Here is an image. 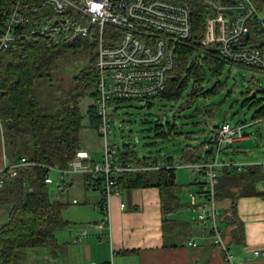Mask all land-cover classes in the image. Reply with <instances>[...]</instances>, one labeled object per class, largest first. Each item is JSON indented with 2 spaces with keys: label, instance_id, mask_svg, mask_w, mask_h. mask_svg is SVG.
Returning <instances> with one entry per match:
<instances>
[{
  "label": "built area",
  "instance_id": "built-area-1",
  "mask_svg": "<svg viewBox=\"0 0 264 264\" xmlns=\"http://www.w3.org/2000/svg\"><path fill=\"white\" fill-rule=\"evenodd\" d=\"M193 1L196 0H0V58L39 41L57 46L79 40L94 48L96 104L102 119L99 135L104 143L101 162L93 161L85 149L78 150L77 157L63 168L34 162L26 155L10 162L0 115L4 143L0 185L3 187L9 178L18 177L22 168L35 166L45 169L44 183L55 186L58 193L67 189L70 176L92 175L93 179H99L103 175L105 219L99 224L102 228L109 224L110 199L123 195L120 174L190 167L201 176L199 182L197 179L200 191L191 194L194 218L207 227L224 250L225 259L233 263V254L225 243L218 218L215 189L221 169L242 171L248 166L247 162L222 158L226 146L244 137L247 124L225 121L213 128L208 148L214 149V155L208 161L188 164L149 160L146 165L138 166L117 162L118 152L111 138L109 107L113 102L152 100L168 88L172 71L179 67L183 44L194 38ZM201 1L217 8L210 16L203 43H216L226 60L264 71V0H227L224 5V0ZM74 203L78 201L75 199ZM121 206L125 207V203ZM95 226L83 227L76 241L81 242Z\"/></svg>",
  "mask_w": 264,
  "mask_h": 264
},
{
  "label": "trees",
  "instance_id": "trees-1",
  "mask_svg": "<svg viewBox=\"0 0 264 264\" xmlns=\"http://www.w3.org/2000/svg\"><path fill=\"white\" fill-rule=\"evenodd\" d=\"M195 2L198 3L193 17L194 38L183 44L181 49L183 60L181 59L179 67L172 71L168 88L159 94V98L162 97L171 102L174 100L175 103L181 102V104L185 102L187 106L194 104L196 99L193 96L197 97L203 93L202 83L208 71H211L212 76L219 77L225 72L227 65H242L226 60L216 43L212 45L203 43L205 19L213 7H209L201 0ZM88 45L79 40L60 43L57 46H50L46 41H39L31 43L28 47L25 46L22 50L10 51L2 55L0 58V115L3 119L6 143L12 155H18L22 146L24 148L22 154L34 162L60 168L67 167L69 162L77 157V151L84 149L83 130L91 127L99 133L102 119L96 104L97 89L88 92L87 98L89 97L90 101L86 108L82 102L85 95L81 93V89L86 92L94 84L97 87L96 57L91 58L90 69L79 77L80 87L70 90L71 92L63 90L66 88L63 85L60 87L54 85L52 78L48 80L53 72L58 71L60 61L70 60L75 51L89 47ZM13 60L14 64H12ZM191 80L196 83L193 86V94L192 97L188 96L185 99L184 95ZM224 85L220 82L216 87L221 90ZM60 91L64 94L60 97H64L65 101L63 100L58 107L55 95ZM255 97H246L248 99L244 104L249 103L252 107L258 100H262H254ZM201 112L202 110L197 109V115ZM208 113L210 116L213 115ZM176 115L173 121L169 119L164 121L162 117H159V124L155 131L157 138L164 143L174 139L175 136L179 137L182 147L156 154L151 152L141 154L133 146L124 142L118 147L117 162L143 166L154 158L157 161L165 159L167 163L175 164L179 162L176 161L177 154L180 155V161L183 164L210 160L215 152L214 149L208 148L210 135L201 137L198 132L197 135L195 132H179L182 127L175 121ZM253 118L255 119L253 122L264 120V106L254 114ZM216 127L217 123L214 128ZM202 131L205 132V129ZM20 138H22V144L18 141ZM231 146H226L223 153H227ZM44 174L45 169L39 166L22 168L18 177L9 178L5 184L6 187L0 189L1 196L2 192L6 191V195L0 197L4 200V202L0 201V206L10 207L9 218L0 228V264H20L22 255L30 249L46 247L55 251L59 246L56 233L70 226V221L64 218L67 207L63 199L65 193H58L55 186L46 185ZM84 178L92 185H99V188L105 181L103 175L99 179H93L92 175H84ZM118 180L132 187L157 184L165 188L177 185L176 169L124 172L120 174ZM263 182L264 163L248 165L242 171L225 167L221 169L215 189L217 200L222 197L234 199L231 209L234 216L237 209L236 200L239 197L264 196V190L259 188ZM195 183L198 184L197 180ZM103 203L102 199V207ZM195 220L198 222V219Z\"/></svg>",
  "mask_w": 264,
  "mask_h": 264
},
{
  "label": "crops",
  "instance_id": "crops-1",
  "mask_svg": "<svg viewBox=\"0 0 264 264\" xmlns=\"http://www.w3.org/2000/svg\"><path fill=\"white\" fill-rule=\"evenodd\" d=\"M261 122H252L250 126ZM254 133L259 134L258 131L251 133L245 129L244 137L237 140L226 151L227 153H223L222 158L229 160L231 153L242 156L248 154L246 142L255 140ZM0 137H2L1 131ZM1 140L0 168L4 164ZM4 143L10 162L21 158L17 154L9 155L10 148L5 140ZM84 149L87 150L85 147ZM91 155L93 161L100 162L92 153ZM150 160L157 161L154 158ZM176 161L183 164L179 154L176 156ZM242 161V163L247 162L248 165H257L264 163V158L242 159ZM78 175L68 178L70 189L62 193H65L63 199L69 197L70 190L78 186L76 177L78 176L79 179L81 177L80 181L86 195L85 204L91 203L98 213L93 221L84 226L89 224L96 226L82 238L81 242H77L73 228H77L78 225H73L69 220L70 226L56 233L59 246L55 251L46 247L30 249L22 255L20 264H104L111 260L113 264H264V196L262 195L239 197L236 200L237 209L234 216L231 211L234 199L222 197L217 200L218 218L224 240L233 254L234 261L231 263L225 259L224 250L207 227L195 220L190 203L186 204L189 220L174 217V210L183 206L178 196L170 192L174 187L164 188L157 184L132 187L121 183L123 195H116L110 199L109 224L100 228L99 224L105 219L102 209L103 187L92 185L85 181L84 175ZM195 182L196 179L192 184H196ZM5 187L6 185L3 187L0 185V189ZM259 188L264 190V182ZM92 191L97 192L93 201L88 195ZM169 195L170 199L167 200ZM75 199L78 203H74ZM67 200L73 205L80 204L78 197ZM122 202L125 203V207L121 206ZM2 207L4 209L0 213V225L6 223L9 218L7 213L9 207ZM66 219L68 220L67 217ZM61 231H67L69 234L65 241L58 238L61 237V234L59 235ZM193 241L197 244H191Z\"/></svg>",
  "mask_w": 264,
  "mask_h": 264
},
{
  "label": "rangeland",
  "instance_id": "rangeland-1",
  "mask_svg": "<svg viewBox=\"0 0 264 264\" xmlns=\"http://www.w3.org/2000/svg\"><path fill=\"white\" fill-rule=\"evenodd\" d=\"M227 2V0H224L223 5ZM197 3L198 2L193 1V6L196 10ZM206 4L209 7H213V10L208 13L205 19L206 26L203 31L205 38L207 37L206 34L208 33L209 29L210 16L214 13V9L217 10V8H215L211 4ZM262 16L264 18V12L262 13ZM94 56L95 55L93 47L89 46L86 48H80L72 54L70 60L60 61L59 68L57 69L58 71L53 72L52 76H49L50 78L48 80L52 78L54 85L58 87L63 85L66 87L63 88V90H65L66 92H71L70 90H74L76 87H80L78 83L79 77H81L84 72L90 69L89 66L91 65V58ZM182 58L183 54H180L179 61ZM13 61L12 64L15 63V61ZM210 72L211 71L207 72L206 79L202 83L203 88L201 91L203 93H200V95L197 97L193 96V98L196 100L194 104L190 106H187L185 102H182L181 104V102L175 103L174 100L172 102L167 101L162 97L159 98L160 95L154 97L152 100H130L117 103L113 102L109 107L112 116L111 124L113 127V134L111 138L115 143L117 150L121 144H124V142H126V144H130L131 147L133 146L134 149L139 151L141 154H147L149 152L156 154L164 152V150L172 151L176 147H182L179 137L175 136L174 139L167 140L164 143L157 138L155 131L156 126L159 124V117H162L164 121H166L167 119L173 121L175 114H177L175 121L179 126L182 127L179 132H195V135H197L196 133L198 132L199 134H201V137L211 135L214 132L213 127L216 125V123L217 126H219L222 122L226 121L225 119H227V121L229 123L231 122L232 124H244L246 122L247 131L251 133L258 131L259 134L257 135L254 133L255 140L253 141L251 139L246 142V151L248 154L242 156L237 153H231L229 160L232 159L235 161L243 162L242 159L245 160L264 158V122L258 120L261 123L250 126L251 123L255 120L253 118L254 114L264 106V91H261L264 90V72L252 70L242 65H227L225 72L221 76H219L221 84H225L221 90L216 87L217 84H220L219 77H216L214 75L212 76ZM195 84L196 83L194 82V80H191L189 82V88L186 90L184 95L185 99L188 98V96L192 97L193 86H195ZM94 89L95 91L97 89L95 84L93 86H90V88L86 92H83V90L81 89V93L85 95L82 99V102L84 103L83 106H85V108L88 104V101H90L89 97L87 98V94ZM62 95L64 94L61 93V91L56 93L55 95L57 96L58 107L61 106V102H63V100L65 101L64 97H60ZM254 96H256L254 100H262H258V102L252 107L249 103L244 104L246 99H248L246 97L251 98ZM180 107L181 111H179ZM197 109L202 110L200 115H197ZM207 111L213 113V115L210 116ZM203 129H205V132L202 131ZM5 138L6 137L4 136V140L6 141ZM82 139L83 146L87 149V151L92 153L97 161H103L104 143L99 133L95 129L87 127L82 132ZM21 140L22 138L18 140L20 141V144L23 143ZM1 143L3 149V140H1ZM165 147L167 149H165ZM23 150L24 148L20 146L18 154L19 156H21ZM8 154L11 155V151H9ZM193 171L194 170L190 167H177V185L176 187L171 188L170 192L178 196L179 202L181 205L183 204V206L174 210L173 213L175 214L173 215L176 219L179 218L182 220H189L188 218L190 216H188L186 204L191 202L192 193L200 191L198 184H192V182L194 181V179H198L199 182L201 176H199L197 173L196 175ZM54 174L55 173L52 172V175ZM78 176L76 177L77 181L79 182L78 186H76V188H74L73 190H70L69 197L64 200V203H67V207L65 208L64 213L65 220L67 217L68 221L70 220L73 225H78L77 228H73L75 237L80 232V230L85 227V224L93 221L95 217L98 216L97 210L94 209L93 206H91V203L90 205L85 204V190H83V184L82 181H80L81 177L79 179ZM51 187L53 186L51 185ZM96 194L97 192L94 191L88 194L91 198V201H93V197L96 196ZM3 195H6V191L2 192V196ZM2 196L0 193V197ZM75 197H78V199H80L79 205H73L67 200H72ZM166 199L169 200L170 195ZM0 201L4 202L3 199H1ZM2 206H0V210L2 209L0 213L3 212L4 209ZM9 211L7 212L8 215L10 214ZM195 216L196 213L194 212V217ZM3 225L5 224L2 223L0 225V228H2L1 226ZM60 234L61 237L58 238H60L61 241H65L69 237L67 231H61L59 235Z\"/></svg>",
  "mask_w": 264,
  "mask_h": 264
}]
</instances>
